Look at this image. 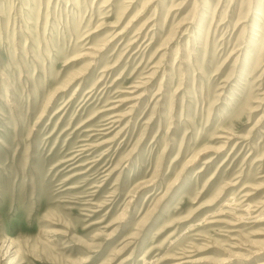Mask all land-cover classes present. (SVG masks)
<instances>
[{"label":"rangeland","instance_id":"1","mask_svg":"<svg viewBox=\"0 0 264 264\" xmlns=\"http://www.w3.org/2000/svg\"><path fill=\"white\" fill-rule=\"evenodd\" d=\"M183 260L264 264V0H0V264Z\"/></svg>","mask_w":264,"mask_h":264},{"label":"bare ground","instance_id":"2","mask_svg":"<svg viewBox=\"0 0 264 264\" xmlns=\"http://www.w3.org/2000/svg\"><path fill=\"white\" fill-rule=\"evenodd\" d=\"M152 29V28H151ZM122 34V32H120V35ZM154 34V33H153ZM119 35V34H118ZM150 35V34H149ZM121 37V36H120ZM260 38V37H259ZM150 42V41H149ZM172 45V44H171ZM114 46V45H113ZM135 47V46H134ZM131 52V51H130ZM101 57V56H100ZM127 57V56H126ZM75 80V79H74ZM103 83V82H102ZM100 87V86H99ZM139 87V86H138ZM77 88V87H76ZM91 88V87H90ZM137 89H139V88H137ZM103 91V90H102ZM108 92V91H107ZM136 93V92H135ZM121 94V93H120ZM56 95V94H55ZM91 95V94H90ZM93 95V94H92ZM143 96V95H142ZM101 97V96H100ZM134 97V96H133ZM141 96H137L135 99H139ZM71 98V97H70ZM83 98V97H82ZM93 98V97H92ZM90 99V98H89ZM133 99V98H132ZM81 100V99H80ZM130 100V99H129ZM118 101V100H117ZM124 101H127V100H119V102H124ZM79 102V101H78ZM141 104V103H140ZM89 105V104H88ZM87 105V106H88ZM77 106V105H76ZM86 106V107H87ZM113 108V107H112ZM115 108V107H114ZM79 109V108H78ZM109 109V108H108ZM107 110V109H106ZM130 111V110H129ZM104 113V112H103ZM125 113V112H124ZM98 114V113H97ZM121 115H119V114H117V113H113V114H111L108 118H106V122H105V124L103 125V128H102V130L101 131H105L106 133L105 134H109V133H111V132H113V131H115L116 129H118L119 127H120V124H121V122H122V120L124 119V117L125 116H122V113H120ZM103 115V114H102ZM128 119V118H127ZM60 121V120H59ZM101 122H102V120H101ZM124 122V121H123ZM123 125V124H122ZM128 125V124H127ZM90 130V129H89ZM91 131V130H90ZM122 132V131H121ZM104 135V134H103ZM94 136V135H93ZM113 137V136H112ZM220 138H222V139H227V141H225L226 142V144L227 143H229V141H231V140H233L234 138H235V135L233 136L232 134H230V133H227L226 135H222ZM242 138V137H241ZM83 141V140H82ZM240 142H237L236 143V145H235V147L239 144ZM243 144V143H242ZM87 148V147H86ZM225 148V146H223V148H220V150H218V151H221V150H223ZM74 152V151H73ZM86 152V151H85ZM84 152V153H85ZM81 153H83V152H81ZM79 154V153H78ZM250 154V153H249ZM88 155V154H87ZM85 156V155H84ZM80 158V157H79ZM196 159H197V157H196ZM131 161V160H130ZM91 162V161H90ZM192 163V162H191ZM208 163V162H207ZM209 163H210V160H209ZM87 164V163H86ZM81 165H83V164H81ZM67 166V165H66ZM78 166V165H77ZM92 166V165H91ZM104 166V165H103ZM218 169V168H217ZM105 170V169H104ZM106 175V174H105ZM102 177V176H101ZM104 177V176H103ZM102 177V178H103ZM261 177V176H260ZM93 186V185H92ZM100 187V186H99ZM96 191V190H95ZM242 191V190H241ZM114 192V191H113ZM165 194V193H164ZM251 194V193H250ZM165 196V195H164ZM163 196V197H164ZM249 193H247V194H244V197H245V199L244 200H242V202H239L238 200L239 199H237V200H234V198H233V200H232V202L230 203V204H227V205H229V206H231V207H233V208H235V209H238V210H240V211H244V214H241L239 217H240V219H242V220H247V219H250V218H257L258 217V215H255V216H253V214L254 213H256L257 211H258V209L256 208V204L255 205H253V204H247L246 203V201H248V198H249ZM159 200V199H158ZM161 200V199H160ZM96 204V203H95ZM114 210V209H113ZM220 211V210H219ZM233 211V210H232ZM241 213V212H240ZM261 217V216H260ZM238 219V218H237ZM258 219V218H257ZM257 219H256V221H257ZM238 221V220H237ZM11 243V242H10ZM10 250V249H9ZM5 255H6V253H5ZM184 263H186V261H181L179 264H184Z\"/></svg>","mask_w":264,"mask_h":264}]
</instances>
